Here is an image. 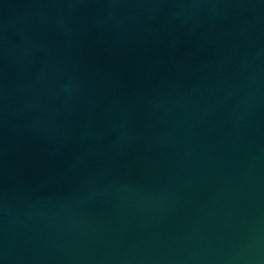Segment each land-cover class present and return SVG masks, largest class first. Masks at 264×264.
<instances>
[{
	"label": "water",
	"instance_id": "1",
	"mask_svg": "<svg viewBox=\"0 0 264 264\" xmlns=\"http://www.w3.org/2000/svg\"><path fill=\"white\" fill-rule=\"evenodd\" d=\"M0 264H264V0H0Z\"/></svg>",
	"mask_w": 264,
	"mask_h": 264
}]
</instances>
